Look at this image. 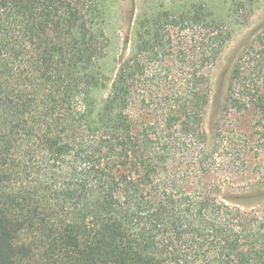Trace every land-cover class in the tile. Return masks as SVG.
Masks as SVG:
<instances>
[{"label":"trees","instance_id":"16d2710c","mask_svg":"<svg viewBox=\"0 0 264 264\" xmlns=\"http://www.w3.org/2000/svg\"><path fill=\"white\" fill-rule=\"evenodd\" d=\"M105 14L96 0H0V264H264V214L239 207L250 193L223 195L229 144L202 126L229 24L205 0L161 5L137 20L110 78ZM258 31L223 106L255 114L253 143L237 154L257 176L264 23ZM176 64L180 89L144 93L145 78L163 71L160 86Z\"/></svg>","mask_w":264,"mask_h":264},{"label":"rangeland","instance_id":"374dc122","mask_svg":"<svg viewBox=\"0 0 264 264\" xmlns=\"http://www.w3.org/2000/svg\"><path fill=\"white\" fill-rule=\"evenodd\" d=\"M99 1L105 9L104 32L108 38L107 55L100 62V65L110 78L115 75L118 67V59L129 52L134 38L135 24L141 16H148L161 5L163 8L175 7L177 4L186 0H96ZM211 8L214 17L225 19L231 28V38L226 42L223 51L218 57L216 63L210 68V97L203 115L202 126L209 137L217 133L219 138L228 142L227 149L230 163L232 164L233 181L232 185L225 188L224 196L228 193H250L249 196L238 198L239 207L243 211L264 214V168L255 172L259 175L247 171V165L243 162L242 153L237 154L240 145L246 141L253 143L249 132L253 123L255 114L247 111L243 115H236L223 110L224 99L227 93L231 71L236 63L240 52L246 44H249L256 33L258 27L264 23V0H235L246 3L245 8H240L238 12L234 11L231 0H205ZM246 12L247 16L239 17L240 13ZM239 22H237V21ZM182 38L177 37L178 41ZM186 43V42H184ZM191 42H189V46ZM196 49V48H195ZM195 52L197 50H194ZM164 72H156L152 79L149 76L145 78L144 93H174L180 89L184 80L183 69L180 64L170 67V74L165 82L160 86L156 84ZM99 98H104L107 89L101 92ZM162 96V95H160ZM159 96V97H160ZM250 139V140H249ZM246 175L254 177L252 185H247ZM232 191V192H231Z\"/></svg>","mask_w":264,"mask_h":264}]
</instances>
